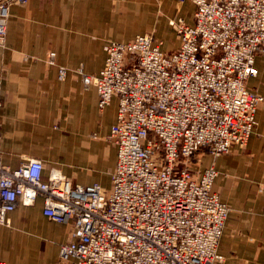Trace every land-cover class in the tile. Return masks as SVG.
<instances>
[{"label":"built area","instance_id":"built-area-1","mask_svg":"<svg viewBox=\"0 0 264 264\" xmlns=\"http://www.w3.org/2000/svg\"><path fill=\"white\" fill-rule=\"evenodd\" d=\"M27 0H0V46L9 8ZM193 24L171 21L179 45L163 51L151 33L109 41L93 84L97 106L117 97L107 139L116 147L110 189L43 177V161L2 162L0 224L20 202L43 199V214L70 225L59 264H214L229 207L213 190L217 171L195 174L188 158L213 159L244 146L261 96L246 87L264 56V0H189ZM60 66L58 77H65ZM0 264L4 262L0 261Z\"/></svg>","mask_w":264,"mask_h":264},{"label":"crops","instance_id":"crops-1","mask_svg":"<svg viewBox=\"0 0 264 264\" xmlns=\"http://www.w3.org/2000/svg\"><path fill=\"white\" fill-rule=\"evenodd\" d=\"M189 0H27L9 8L4 46H0V147L2 162L17 168L27 158L43 161V177L58 173L71 183H99L106 191L116 147L105 143L116 120L113 96L97 106L93 85L104 64L103 45L151 33L163 51L179 45L174 25L193 24ZM174 35L165 46V36ZM247 86L261 96L256 125L244 146L233 145L212 158L199 151V171L213 166V190L229 207L214 264H264V56ZM66 68L58 77V67ZM111 162V171L109 167ZM199 171H196L195 174ZM0 224L4 264H59V247L70 225L43 214V199L18 202Z\"/></svg>","mask_w":264,"mask_h":264},{"label":"rangeland","instance_id":"rangeland-1","mask_svg":"<svg viewBox=\"0 0 264 264\" xmlns=\"http://www.w3.org/2000/svg\"><path fill=\"white\" fill-rule=\"evenodd\" d=\"M171 21H175V20H169V23L171 22ZM171 24V23H170ZM173 37H174V35H170V34H167L166 36H165V46L167 45V44H170V43H172V40H173ZM110 41H113V40H110ZM129 41V40H128ZM107 42H109V41H107ZM106 42V43H107ZM105 43V44H106ZM104 44V45H105ZM104 45H103V47H104ZM104 50V49H103ZM105 52V51H104ZM105 58H106V52H105ZM104 62H105V59H104ZM103 66H104V64H103ZM60 67V66H59ZM59 67H58V69H59ZM102 69V68H101ZM98 75V74H97ZM88 76H96V75H88ZM248 80V79H247ZM247 80H246V87L247 88H249L248 86H247ZM89 85H93L92 83L91 84H89ZM88 85V86H89ZM94 86V85H93ZM95 87V86H94ZM96 89V88H95ZM249 89H251V88H249ZM97 93V92H96ZM113 97V96H112ZM116 97V96H115ZM117 98V97H116ZM104 141H105V143H107V144H109V146L110 147H112V145H114L113 143H111L108 139H107V137L105 136V139H104ZM112 144V145H111ZM188 162H189V166H190V170H191V168L192 169H194L195 170V172L196 171H199L200 170V166L202 165V163H201V160H200V158H199V155H198V153H195L194 155H192L191 157H189L188 159ZM109 164H110V167L108 168L109 169V173H110V171H111V162H109ZM112 172V171H111ZM105 184L104 185H106V188L108 189L109 187H110V182L109 181H105L104 182ZM220 261H221V259H220Z\"/></svg>","mask_w":264,"mask_h":264}]
</instances>
